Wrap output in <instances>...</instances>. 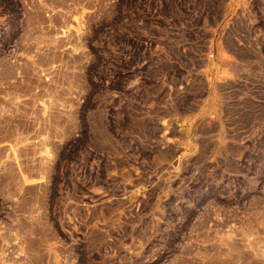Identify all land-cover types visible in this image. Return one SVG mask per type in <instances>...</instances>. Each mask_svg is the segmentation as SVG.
Wrapping results in <instances>:
<instances>
[{
	"label": "rangeland",
	"instance_id": "obj_1",
	"mask_svg": "<svg viewBox=\"0 0 264 264\" xmlns=\"http://www.w3.org/2000/svg\"><path fill=\"white\" fill-rule=\"evenodd\" d=\"M0 264H264V0H0Z\"/></svg>",
	"mask_w": 264,
	"mask_h": 264
}]
</instances>
